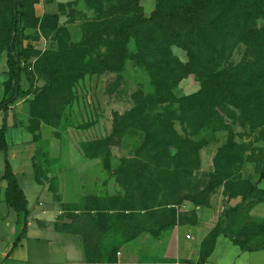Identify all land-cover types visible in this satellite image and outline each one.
I'll return each instance as SVG.
<instances>
[{
    "label": "trees",
    "instance_id": "1",
    "mask_svg": "<svg viewBox=\"0 0 264 264\" xmlns=\"http://www.w3.org/2000/svg\"><path fill=\"white\" fill-rule=\"evenodd\" d=\"M86 4L93 15L84 18L79 40L60 25L58 13L43 16L41 27L55 32L58 45L42 53L35 66L47 74L49 84L45 89L53 96L59 93L63 81L71 88L86 75L120 73L128 60L146 71L153 90L134 94L133 108L115 115L112 134L128 129L144 132L138 154L144 152L146 162L138 157L124 162L129 168L143 167L150 176L155 175L156 185L164 189V201L155 205L145 203L136 208L129 201L119 204L116 197L108 206L93 205V233L117 230V224L123 223L118 241H130L146 230L138 221L143 213L157 218V234L181 221L183 214L177 207L185 201L207 206L210 194L223 186L224 191L230 190L228 197H242L237 206L227 210L228 224L223 233L244 251L264 250V221L256 223L250 216L251 209L264 201V189L242 176L247 162H258V182L264 179V158H254L253 144L237 141L232 131L214 156V171L204 172L194 184H180L182 172L191 175L200 168L201 132L228 128L220 114L225 109L230 111L231 125L260 128L264 140V0H157L150 16L145 15L140 0H86ZM30 9L28 0H0V56L7 54L9 68L0 102V112L5 115L0 151H7L9 108L37 92L27 69L32 50L24 46ZM74 13L69 15L73 20ZM240 45L244 47L242 58L233 63L231 59ZM174 46L187 52L188 62L173 53ZM190 75L200 81L201 88L177 98L174 88ZM23 78L28 88L23 87ZM176 125L184 134L176 130ZM4 178L8 182V205L26 218L27 200L8 160ZM78 233L84 237L89 262H116L118 245L113 256L104 259L107 261L101 260L99 251L92 259L86 247L90 239L85 238L84 230ZM220 233L216 227L203 240L200 264L212 252Z\"/></svg>",
    "mask_w": 264,
    "mask_h": 264
},
{
    "label": "rangeland",
    "instance_id": "2",
    "mask_svg": "<svg viewBox=\"0 0 264 264\" xmlns=\"http://www.w3.org/2000/svg\"><path fill=\"white\" fill-rule=\"evenodd\" d=\"M28 2L32 9L27 14L30 24L25 32L24 46L32 50L33 55L27 61V69L37 92L18 101L11 108L14 107L15 123L23 125L30 136V146L35 151L33 164L36 175L40 180H47L54 198L60 202V207L64 211L59 216V224H63L62 220L66 218L67 222H70L66 224L67 229L86 232L85 238L90 239L86 247L93 259L97 250L99 252L109 250L110 238H113L116 245L120 239L119 230L123 229L124 225L119 223L117 230L110 229L109 232L95 230L93 233L91 210L93 205L108 206L113 197L118 199L119 204L129 201L136 208L145 203L155 205L164 201L162 196L164 189L156 185L155 175L150 176L142 169L143 167L129 168L124 162L137 157L146 162V154L144 152L138 154L144 132L139 129L134 131L128 129L116 136L112 134L115 115H123L133 108V96L136 92L149 93L153 87L147 72L128 60L120 73L86 75L71 88H67L68 83L63 81V88L60 87L59 93L53 96L45 89L49 84L47 74L41 73L35 66L42 53L55 49L58 45L55 32L50 28L41 27L43 16L47 13H58L60 25L68 29L73 39L79 40L82 36L84 18L91 17L93 12L87 6L86 0H28ZM140 3L145 15L150 16L157 0H140ZM61 5L65 6L64 10ZM72 11H75L74 20L69 17ZM36 21L37 24L33 25ZM261 23L262 20L259 21V24ZM131 49L134 50L133 43ZM172 50L183 62H188L189 57L185 50L177 46ZM243 52L244 47L238 46L231 61L238 63ZM28 86L25 78L24 87ZM200 88V81L194 75H190L174 88V94L179 98L197 92ZM220 114L229 124L228 128L201 132L199 138L203 140V146L198 155L200 168L194 170L191 175L182 172L180 177L182 186L186 187L188 182L194 184L196 180L202 179L204 172L214 171V156L232 131L237 134V141L253 144L254 158L257 160L262 156L264 158V140L260 138L262 129L231 125L233 120L229 109ZM176 130L184 134L181 126L176 125ZM31 147H28V150ZM251 165L258 173L259 163L252 162ZM137 174L138 177H135ZM20 177L26 185L22 174ZM59 183L66 185L64 192L60 194L57 193ZM223 188L221 186L210 194L206 207L211 203L219 209L223 206L227 200L226 193L230 191L229 189L224 191ZM178 189L181 192L182 189L180 187ZM188 205L192 203L185 201L177 207L183 218L192 217L191 213L188 215L180 211L186 206L189 208ZM142 214L138 221L146 230L140 234L146 232L150 233V236L155 235L160 227L157 218ZM82 241L85 245L83 235Z\"/></svg>",
    "mask_w": 264,
    "mask_h": 264
},
{
    "label": "crops",
    "instance_id": "3",
    "mask_svg": "<svg viewBox=\"0 0 264 264\" xmlns=\"http://www.w3.org/2000/svg\"><path fill=\"white\" fill-rule=\"evenodd\" d=\"M8 69L7 54L3 53L0 56V102L5 95ZM13 108L6 113L7 151H0V264H109L89 262L82 235L66 228L70 223L66 218L62 220L63 224H59V216L64 211L47 180H40L35 173V151L30 146V136L23 125L15 123ZM4 118V113L0 112V128ZM28 147L31 148L28 150ZM6 160L26 197V218L7 203ZM242 176L264 189V179L258 182L259 172L251 163L244 165ZM65 186V183H59L57 193H63ZM241 201V196H227L220 209L213 203L209 207L188 205L189 208L186 206L180 211L191 213V218L182 217L177 224L165 227L153 236L143 232L130 241L119 244L118 241L113 264H200L202 242L216 227L221 233L204 264H264V250L244 251L223 233L228 224L227 210ZM250 216L256 223L264 221V201L251 209ZM116 245L110 238L109 250L100 251L101 260L107 261L104 259L113 256Z\"/></svg>",
    "mask_w": 264,
    "mask_h": 264
}]
</instances>
